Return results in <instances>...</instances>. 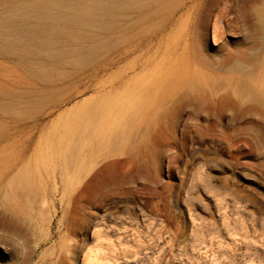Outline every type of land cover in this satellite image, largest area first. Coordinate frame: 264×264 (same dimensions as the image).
<instances>
[{"label":"rangeland","instance_id":"rangeland-1","mask_svg":"<svg viewBox=\"0 0 264 264\" xmlns=\"http://www.w3.org/2000/svg\"><path fill=\"white\" fill-rule=\"evenodd\" d=\"M198 1L190 22L179 26L178 13L166 36L150 43L153 53L136 52L84 78L41 123L61 111L74 119L131 76L141 58L152 63L164 53L172 63L139 72L135 90L142 95L134 90L133 116L110 125L125 129L121 143L92 146L97 165L76 181L71 200L62 203L56 193L50 242L33 250L22 198V212L0 203V264H264V94L251 80L264 70L262 57L251 53L253 37L262 43L263 33L241 0ZM240 41L245 55L235 51ZM29 157L39 185L50 176L46 160ZM0 158L1 187L16 157ZM62 242L75 248L61 261Z\"/></svg>","mask_w":264,"mask_h":264},{"label":"bare ground","instance_id":"bare-ground-1","mask_svg":"<svg viewBox=\"0 0 264 264\" xmlns=\"http://www.w3.org/2000/svg\"><path fill=\"white\" fill-rule=\"evenodd\" d=\"M241 4L256 20L257 30L263 33L262 43L257 36L253 37L251 53L262 57L264 69V0H241ZM198 5V0H0V133H3L0 156L15 154L16 157L11 164L15 170L6 174L0 187V203L11 212H22L18 198L29 206L30 212L23 218L34 239L33 250L51 241L48 226L56 216V210H51L56 193L61 194L62 203H68L76 181L85 180L97 165L90 160L91 156L94 158L89 153L91 147L101 146L102 140H107L105 144L121 143L124 138L125 129L110 125L122 116L123 122L133 116L135 78L139 72L150 69L161 72L172 63L165 59L164 53L152 63H140L141 58L132 65L131 76L115 81L112 91L106 89L101 99L95 97L94 105L82 107L74 119L61 111L49 124L42 126L41 123L55 107L69 100L72 90L78 91L83 86L84 78L92 79L111 63L148 51L153 40L170 30V25L173 28L175 15L180 13L178 24L182 26L190 22ZM244 43H236L237 54H246L240 50ZM241 67L237 62L235 68ZM251 77L264 94V70ZM112 92L113 97L109 98ZM68 109L67 112L71 111ZM101 123L109 127L101 129ZM27 133H31L30 138L14 139ZM32 155L45 158L50 172L45 181L38 180L39 185L33 172L37 164L29 161ZM0 165L3 164L0 162ZM74 248L67 242L60 243L56 259L62 261ZM42 254L47 256L50 252L44 250Z\"/></svg>","mask_w":264,"mask_h":264}]
</instances>
